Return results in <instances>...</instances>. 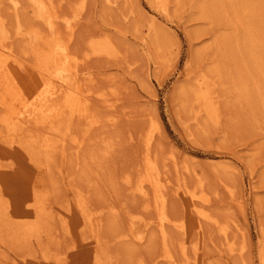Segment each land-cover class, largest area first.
Returning a JSON list of instances; mask_svg holds the SVG:
<instances>
[{
	"label": "rangeland",
	"instance_id": "374dc122",
	"mask_svg": "<svg viewBox=\"0 0 264 264\" xmlns=\"http://www.w3.org/2000/svg\"><path fill=\"white\" fill-rule=\"evenodd\" d=\"M47 1L58 9L62 36L73 28L71 50L78 58V69L92 79V90L116 101V121L105 123L108 115L101 102L94 100V112L106 126L93 129L78 153L74 142L68 141L63 155L45 159L48 175H39L18 144L10 147L0 141V196L21 212L33 205L37 212H45L35 215L46 219V226L39 223V239L16 240L9 231L2 232L0 264H56L65 254V264H92L91 234L76 206L80 197L86 212L100 223L101 264H151L154 260L168 264L156 259L163 253L155 228L158 215L153 208L144 210L146 202L135 193L145 171L142 155L148 136L167 194L168 216L182 220L183 206L175 194L178 187H186L192 202L204 205L228 228L238 251L229 254L217 227L205 225L202 239L193 234L188 245V257H194L190 263L262 264L264 101L223 91L218 121L206 124L203 119L193 120L180 94L193 75L206 72L212 60L221 72L234 71L238 61L250 69L255 61L264 66V0H166L167 5L161 0ZM35 2L0 0V39L15 55H23L30 42L20 35L45 31L41 13L35 18ZM207 7L205 15L202 11ZM93 40L109 41L115 57H86ZM245 40L260 59L249 58ZM253 74L256 78L257 73ZM75 124L71 131L80 139L82 128ZM35 186L41 196L35 194ZM130 217L139 220V229L145 223L152 225L145 243L137 248L116 238L127 229ZM169 228L167 245L180 263L183 240L177 229ZM197 244L199 252L193 249ZM46 252L50 259L43 255Z\"/></svg>",
	"mask_w": 264,
	"mask_h": 264
},
{
	"label": "bare ground",
	"instance_id": "6f19581e",
	"mask_svg": "<svg viewBox=\"0 0 264 264\" xmlns=\"http://www.w3.org/2000/svg\"><path fill=\"white\" fill-rule=\"evenodd\" d=\"M161 1L167 5L166 0ZM149 4L153 5L152 2H149ZM52 5L50 6L47 0H36L34 7L37 8L36 15L37 13L38 15L35 18L38 19L40 17L39 13H41L39 19L43 23L45 31L40 33L39 29H35V31L30 30L28 34L20 35L21 37L25 36L24 38L28 37L30 41L23 55H15L11 46L9 47L5 41L0 39V141L10 147L18 144L26 152L39 175H48V164H44L46 163L45 159L55 158L58 153L63 155L61 153L68 141L74 142L75 152L78 153L80 149L85 147L88 134L93 129L104 127L106 126L105 123L114 124L116 121V101L107 100L104 97L105 93H95L92 90L94 86V84L92 86V79L85 78L82 74L83 71L78 69L76 65V59L78 58L71 50L73 28L69 29L70 32L66 37L62 36L58 29L60 28L58 23L61 21V17L58 15V9L56 10L53 7L55 4ZM251 6L253 7V5ZM208 10V7L204 8L202 13L206 15ZM2 22L0 17V28L3 25ZM152 30L155 31V27L152 26ZM217 43H215V46ZM249 44L245 40L244 46L249 58L260 59L258 56L255 57L256 51ZM88 47L86 57L111 58L115 57L116 54L112 44L106 40L90 41ZM240 63L238 61L237 68L234 71L227 69L221 72L218 62L212 60L206 72L198 71L197 74L193 75L192 83L183 88L180 94L184 100L182 106L187 110L188 105V112L192 115L193 120L202 121L203 119L206 124L217 122L220 115L219 100L221 98L219 94L223 91L226 92V90L230 93L233 91L238 96L247 99H251L254 95L259 102L264 101V66H262V63L255 61L252 63V69H250ZM253 72L257 73L256 78H254ZM94 100L101 102L102 108L108 115V120L104 124L97 116L99 113L94 112L92 106V103H95ZM154 123L153 129L157 131V126ZM74 124L82 128V138L80 139L72 134L71 129ZM151 144V138L148 136L145 153L142 155L144 156L145 171L140 174L139 184L134 189L136 195L146 202L143 207L144 210L153 208L155 214L158 215L157 227L155 226V228H158L163 253L157 256L156 259H163L168 264H191L190 260H193L194 257H191V259L188 257V245L193 243H191L193 234L200 240L202 239L205 225L213 226V228L217 227L223 237L224 247H226L229 254L238 253L234 248V239L228 232V228L222 226L217 218L211 215L210 212L208 213L204 205L192 202L186 195V187H178L175 194L176 198H179L177 200H180L183 206L182 220L174 221L168 216L166 211L167 194L165 195V190L163 191L159 176L160 171ZM106 152L108 151L106 150ZM172 164L177 169L174 161H172ZM128 180L129 176L126 177V183H128ZM34 192L41 196V191L37 189V186L34 187ZM150 199L153 202H148ZM84 202L85 200L80 197L76 202V206L81 212L84 227H87L91 234V243L94 245L92 264H101L103 258L99 253L101 250L100 223H98V219L86 212ZM34 212L38 214L45 213L40 210L37 212L33 205L27 206L25 212L15 210L9 202L3 200L0 196V234L9 231V236L13 235V239L22 241H29L32 238L39 239L41 237V231L38 230L39 223L46 226V219L41 215L36 216ZM143 215H146L145 212ZM148 219L150 218L145 220L149 221ZM138 221L135 217H130L127 229L116 236L118 241H129L134 245L131 247L135 248L143 245L147 238L146 232L152 229L150 228L152 225L148 227L150 223H145L143 228L139 229ZM6 222H9V224ZM169 227L177 229L181 235V240H183V242L179 241L181 242L179 252L183 258L180 263L174 259L167 245ZM148 228L149 230H147ZM1 237L2 235H0V244H3L4 241ZM198 245L194 246V251H198ZM43 255L46 256V259H50L49 253L46 252ZM66 259L65 254L62 260H56V264H65ZM154 261L151 264L157 263V261L156 263ZM262 264H264V259Z\"/></svg>",
	"mask_w": 264,
	"mask_h": 264
}]
</instances>
